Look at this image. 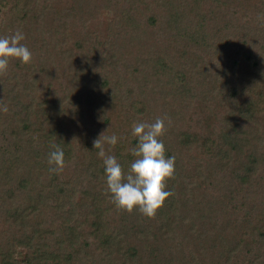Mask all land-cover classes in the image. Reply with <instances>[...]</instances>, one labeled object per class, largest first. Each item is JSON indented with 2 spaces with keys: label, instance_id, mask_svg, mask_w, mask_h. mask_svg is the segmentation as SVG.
Wrapping results in <instances>:
<instances>
[{
  "label": "trees",
  "instance_id": "1",
  "mask_svg": "<svg viewBox=\"0 0 264 264\" xmlns=\"http://www.w3.org/2000/svg\"><path fill=\"white\" fill-rule=\"evenodd\" d=\"M16 30L32 61L0 76V264H264V0H0ZM158 117L175 177L148 218L117 209L93 142L115 134L127 173L133 124Z\"/></svg>",
  "mask_w": 264,
  "mask_h": 264
},
{
  "label": "clouds",
  "instance_id": "2",
  "mask_svg": "<svg viewBox=\"0 0 264 264\" xmlns=\"http://www.w3.org/2000/svg\"><path fill=\"white\" fill-rule=\"evenodd\" d=\"M25 39L20 30L14 34L0 37V76L7 73L9 62L19 59L23 64H30L32 53L21 43ZM0 111L5 114L8 106L0 101ZM165 119L156 118L154 122H136L132 126V135L138 138V144L133 148L132 155L136 159L125 173L115 155H110L119 138L113 134L105 136L101 133L95 139L93 146L98 149V156L103 159L106 175V192L118 210L132 213L135 209L147 216L155 218L158 210L163 207L167 198L173 193L167 189V181L175 177V157H166V148L161 139L166 132ZM105 144L109 147L105 149ZM48 156L49 171L59 174L66 167L65 153L58 145Z\"/></svg>",
  "mask_w": 264,
  "mask_h": 264
},
{
  "label": "rangeland",
  "instance_id": "3",
  "mask_svg": "<svg viewBox=\"0 0 264 264\" xmlns=\"http://www.w3.org/2000/svg\"><path fill=\"white\" fill-rule=\"evenodd\" d=\"M104 19V18H103Z\"/></svg>",
  "mask_w": 264,
  "mask_h": 264
}]
</instances>
